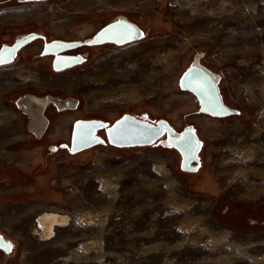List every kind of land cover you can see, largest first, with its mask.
Here are the masks:
<instances>
[{"label": "rangeland", "instance_id": "1", "mask_svg": "<svg viewBox=\"0 0 264 264\" xmlns=\"http://www.w3.org/2000/svg\"><path fill=\"white\" fill-rule=\"evenodd\" d=\"M1 10L35 16L3 21L0 45L30 32L85 39L120 15L145 37L73 50L86 61L60 72L34 40L0 67V114L20 110V93L5 94L20 85L39 98L78 102L63 111L49 103L46 132L25 140L43 149H28L34 160L10 170L19 186H39L43 176L60 182L66 203L52 190L44 206L28 203L29 192L16 205L4 200L0 230L14 250L0 249V264H264V0H12ZM199 53L240 114L201 113L197 96L180 88ZM125 113L166 118L178 130L195 125L204 141L200 169L182 172L178 151L158 144L78 154L61 147L76 119L113 123ZM47 211L69 216L51 237L39 223Z\"/></svg>", "mask_w": 264, "mask_h": 264}, {"label": "water", "instance_id": "2", "mask_svg": "<svg viewBox=\"0 0 264 264\" xmlns=\"http://www.w3.org/2000/svg\"><path fill=\"white\" fill-rule=\"evenodd\" d=\"M6 1L12 0H1L0 2L3 4ZM17 1L32 2L42 0ZM129 28L133 30L132 34L122 35L127 33ZM144 37V29L125 15L118 16L85 39L66 40L58 38L48 40L47 36L42 33H25L17 36L12 44L4 43L0 46V60H3V63H0V67L13 63L19 52L37 39L43 40L41 54L43 56H53L52 68L54 71L60 72L83 64L86 61L84 54L70 53L73 50L84 46H96L107 43L123 46L141 40ZM204 77L208 79L205 80ZM219 82V75L194 59L182 73L179 79V86L183 91H190L197 96L200 103L199 112L201 113L220 118L240 114V110L231 107L225 102ZM30 95L32 94H25L19 97L16 100V104L20 110L28 113L32 119L31 112L29 111V113L26 106H24ZM49 97H52L49 103L55 104L59 111L67 109L71 102L78 103L76 100L72 101V98H65L64 102L63 98L51 95L45 96V98ZM57 99L63 102H58L56 101ZM63 103L67 107L64 105L65 107L63 108L61 106ZM201 109L204 110L202 111ZM48 122L46 120V126L41 135H43L49 125ZM32 125L33 122L31 120L29 124L31 130ZM101 131H105V136L100 133ZM82 133L84 134L83 137ZM35 134L37 133L35 132ZM182 137H188L189 139L184 142L181 139ZM103 144H110L118 148L145 147L158 144L178 151L181 157L180 169L182 172L195 173L202 165L201 152L204 147V141L195 125L188 124L182 130H178L168 119L160 118L154 121L149 119L148 115L137 116L132 113H125L113 123L101 118L76 119L73 122L70 143L63 142L60 145L66 148L70 154H77ZM0 238H2L5 245V247H0V249L6 254H11L14 250V243L1 230ZM7 245H10V248Z\"/></svg>", "mask_w": 264, "mask_h": 264}, {"label": "crops", "instance_id": "3", "mask_svg": "<svg viewBox=\"0 0 264 264\" xmlns=\"http://www.w3.org/2000/svg\"><path fill=\"white\" fill-rule=\"evenodd\" d=\"M0 4L2 3L0 2ZM0 15L1 16L15 15L18 18V19H14L13 21H6V22H19L35 16L34 13L31 14L29 13L20 14L15 12L6 13V12H2V10L0 12ZM2 23L5 22H1L0 24ZM2 86L3 85L0 83L1 88ZM27 88H29L28 85L16 86L13 87L12 89L7 90L5 94L17 92L20 93L19 95L21 97L25 94H29L28 93L29 89ZM16 100L14 101V103H16ZM31 120L32 119L28 113L18 109L13 110L10 108L9 112H7L6 115L3 113L0 114V208L4 205V200L7 199H12V200L15 199L14 201L15 205L18 204V199L20 198L19 192H23L24 195H27L29 192L30 198L28 199V203L31 202L32 205L35 206L37 205L44 206L46 205V203L47 204L51 203V200L49 198L50 197L49 194L51 193V190L54 192L63 191V189L59 187L60 182L51 181L50 178L46 179L44 176L38 180L40 188L37 184L32 186H27V185L19 186L18 182L16 184H13L14 182L13 179L11 178L12 173L10 174V170H12V168L14 167H18L19 162L23 163L25 166L28 164V162H32V160H34V157L31 156L34 153L30 154L28 152L29 150L38 149V151L40 150L39 151L40 153L41 150L43 149L41 146L35 148L34 144L25 141L28 138V136L26 135L35 134V132L31 130L29 126ZM47 120L49 121L48 118ZM19 136H21L22 139L21 141H19L18 139ZM129 148H136V147H129ZM37 156H39V154H37ZM85 156L87 155H84L82 158H86ZM65 198H66V192L63 191L62 200L60 201V203H58V205L63 203L65 204L66 203Z\"/></svg>", "mask_w": 264, "mask_h": 264}, {"label": "bare ground", "instance_id": "4", "mask_svg": "<svg viewBox=\"0 0 264 264\" xmlns=\"http://www.w3.org/2000/svg\"><path fill=\"white\" fill-rule=\"evenodd\" d=\"M14 19H18V18L15 15L14 16L13 15H11V16H1L0 15V22L8 21V20H14ZM201 56H202L201 53H199L198 55H196L195 59L200 64H203L200 60ZM51 98L52 97L43 99V98H39V97L34 96V95H30V97H28L27 102L24 103V106H26L27 111L28 112L30 111L31 113L30 112L29 113L32 114V122H33L32 130H34L40 136H41L42 131L44 130V128L46 126V120H47L46 116L44 114V111H45L46 106L49 103V100ZM56 101L63 102L62 100H59V99H57ZM72 101H75V99H73ZM64 102H65V98H64ZM64 105H65L64 103L61 104V106H63V108L66 106V105L65 106ZM74 107H76V103L71 102V103H69V106L67 107V109L68 108H74ZM68 220H69V216L67 214H63V213H60L57 211H47L41 215V217L39 218V223H40V226L42 228V233L44 234V236L51 237L54 234L55 226L66 225L68 223Z\"/></svg>", "mask_w": 264, "mask_h": 264}, {"label": "snow or ice", "instance_id": "5", "mask_svg": "<svg viewBox=\"0 0 264 264\" xmlns=\"http://www.w3.org/2000/svg\"><path fill=\"white\" fill-rule=\"evenodd\" d=\"M132 31L133 30H131L129 28V30L127 31V33H124L122 35H131L132 34ZM0 63H3V60H0ZM204 79L207 80L208 78L207 77H204ZM201 110L203 111L204 109H201ZM83 135L84 134L82 133V137H83ZM181 139H182V141L187 142L189 138L188 137H182ZM0 247H5V245L3 244L2 238H0ZM7 247L10 248V245H7Z\"/></svg>", "mask_w": 264, "mask_h": 264}, {"label": "flooded vegetation", "instance_id": "6", "mask_svg": "<svg viewBox=\"0 0 264 264\" xmlns=\"http://www.w3.org/2000/svg\"><path fill=\"white\" fill-rule=\"evenodd\" d=\"M112 21V20H111ZM43 34V33H42ZM37 40H42V39H37ZM14 42V41H13ZM13 42H4V43H7V44H12ZM4 43H2L1 45H3ZM0 45V46H1ZM70 53H72V52H70ZM74 54H76V53H74ZM18 58H19V56H17L16 58H15V60L14 61H16V60H18ZM50 58H51V64H52V60H53V56H50ZM105 132V131H104ZM70 139H71V137H70ZM93 148V147H92ZM88 150V149H87ZM85 151V150H84ZM82 152V151H81ZM80 153V152H79Z\"/></svg>", "mask_w": 264, "mask_h": 264}]
</instances>
